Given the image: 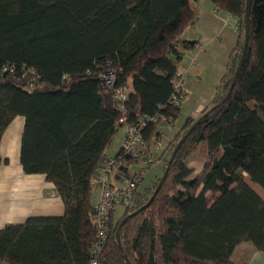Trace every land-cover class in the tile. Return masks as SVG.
I'll return each instance as SVG.
<instances>
[{
	"label": "trees",
	"instance_id": "trees-1",
	"mask_svg": "<svg viewBox=\"0 0 264 264\" xmlns=\"http://www.w3.org/2000/svg\"><path fill=\"white\" fill-rule=\"evenodd\" d=\"M211 1L237 18L239 38L200 116L228 91L245 39L247 0ZM197 17L193 0H0V142L24 116L23 170L45 174L65 204L62 215L0 228V264H93L91 177L123 114L130 123L146 120L149 146L163 133L153 116L170 123L181 116L172 79L185 49L195 47L183 34ZM111 68L114 87L128 92L122 105L102 77ZM198 118H186L162 155ZM193 151L204 158L195 175L187 162ZM140 159L128 156L122 174ZM2 162L8 159L0 155ZM168 165L148 206L141 209L161 177L139 186L122 215L112 212L98 264H128L125 255L132 264H247L245 255L232 257L239 244L264 251V198L246 180L264 190V0L252 2L245 62L229 98L201 119Z\"/></svg>",
	"mask_w": 264,
	"mask_h": 264
},
{
	"label": "crops",
	"instance_id": "crops-1",
	"mask_svg": "<svg viewBox=\"0 0 264 264\" xmlns=\"http://www.w3.org/2000/svg\"><path fill=\"white\" fill-rule=\"evenodd\" d=\"M193 4L198 17L193 25L187 27L183 37L195 40L196 44L191 49H185L178 63V67L188 74L184 81L186 96L181 104V116L186 114V117L169 135L170 139L179 131L187 117L198 118L212 102L221 77L227 70L230 53L239 38L238 20L234 15L220 9L211 0H193ZM192 90L198 92V97L188 106ZM18 116L7 126L0 142V155L8 159V162L0 163V228L9 223H22L29 216L62 215L65 212L62 198L54 184L46 179V175L26 173L23 170L20 149L25 118ZM160 129L165 135L162 127ZM124 137L125 129L120 148ZM118 151L112 153L108 148L106 155L116 154ZM135 169L130 167L129 176L116 169L112 172V177L115 182L124 183ZM246 180L264 198L263 188L252 182L248 174ZM96 188L98 193L94 203L100 195L99 188ZM244 255L248 258L247 264H264V251L249 242L239 244L232 257Z\"/></svg>",
	"mask_w": 264,
	"mask_h": 264
},
{
	"label": "built area",
	"instance_id": "built-area-1",
	"mask_svg": "<svg viewBox=\"0 0 264 264\" xmlns=\"http://www.w3.org/2000/svg\"><path fill=\"white\" fill-rule=\"evenodd\" d=\"M187 72L178 67L176 74L173 76V93L171 102L175 105H181L185 99L186 92L184 81ZM103 79L113 89L115 99L122 105L128 97L127 90L122 87H114L117 71L108 69L102 74ZM153 121L161 120V122H169L171 117L166 115L153 116ZM120 122L125 129V137L120 148V152L112 155H105L101 160L98 172L91 177V183L99 188L100 195L94 206V220L98 229V240L93 247L94 258L93 264H98V253L109 233L110 218L112 212L118 205L129 204L131 202L133 192L139 187L145 177V168L135 169L130 177L124 183H117L112 177V172L116 169L121 171L122 166H127L128 156L141 157L143 150L149 147L148 141L145 139L143 128L146 125L144 118H139L136 122H127L126 115L123 114ZM164 133H162V136ZM155 149L148 153V163L156 160L159 150L163 148L162 138L154 142ZM121 173H124L121 171Z\"/></svg>",
	"mask_w": 264,
	"mask_h": 264
},
{
	"label": "rangeland",
	"instance_id": "rangeland-1",
	"mask_svg": "<svg viewBox=\"0 0 264 264\" xmlns=\"http://www.w3.org/2000/svg\"><path fill=\"white\" fill-rule=\"evenodd\" d=\"M190 94H191L190 97L188 96L189 97L188 106H189V103L193 104V102H195L197 97H198V92H194V90H192V92ZM185 115L186 114H182V116H180L178 118V120H176L175 122H171V123L165 122L161 125L162 129L165 131L166 134L162 138L163 148L161 150H159L158 157L163 154L165 146H167V144L170 142L171 139H170L169 135L172 134L173 130L175 129V127L177 125L181 124V122L186 117ZM19 118L20 117L18 116V119ZM164 124H166V125H164ZM123 134H124V128H123V126H120V128H119L118 132L116 133L112 143L109 146V149L112 153L118 151V149L120 148L121 137L123 136ZM183 134H184V132H183ZM183 134H181V136L178 137L179 139L177 138V141H176L177 143ZM154 144L155 143L153 142L151 144V146H149L145 150H143V155L139 158H144V159H140V161H138L137 163H133V165H132L133 169H135V168L136 169L137 168H145L146 169L144 180L139 185L140 186L139 188L141 190L146 189L150 186H153L154 183L156 181H159L160 177H162V175L165 171V169H164L165 165H166V163H167V161L170 158V155L172 153V147H174V145L176 143H174V144L171 143V145H168L169 149L164 153V155H162V157L159 160H154L151 163H148V156L147 155H148V153H150V150L155 149ZM187 162L190 166H192L195 169V173H194V175H195L197 172H200L202 170L204 158L202 156H200L197 152L193 151L188 155ZM126 176H129V175H126ZM97 193H98V190L96 188L94 191V196H93L94 200H95ZM125 206H126L125 204H121L115 208L114 211H115V217L116 218L119 217L120 215H122V213L124 212Z\"/></svg>",
	"mask_w": 264,
	"mask_h": 264
},
{
	"label": "water",
	"instance_id": "water-1",
	"mask_svg": "<svg viewBox=\"0 0 264 264\" xmlns=\"http://www.w3.org/2000/svg\"><path fill=\"white\" fill-rule=\"evenodd\" d=\"M253 0H247V6H246V24H245V39H244V45H243V51H242V56L241 59L239 61V64L236 68V71L233 75V79L232 82L230 84V87L228 89V91L226 92L225 96L217 103L214 104L212 107H210L207 111H205L201 116H199V118L188 128V130L182 135V137L180 138V140L178 141L175 149L173 150L170 158H169V163H172V161L174 160L179 148L181 147V145L185 142V140L188 138L189 134L191 133V131H193V129L197 126V124L201 121L202 118H204L206 115H208L210 112H212L215 108H217L218 106L222 105L230 96L232 89L237 81L238 75L243 67V64L245 62V57H246V53H247V49H248V44H249V37H250V13H251V5H252ZM168 170H169V165L166 167V170L164 171L160 181L158 182V185L153 193V195L151 196V198L149 199V201L141 207V209L145 208L146 206H148L151 201L154 199V197L156 196V194L158 193L159 189L161 188V186L163 185L167 174H168ZM138 212V210L128 214L122 221V223H124L128 218H130L131 216H133L134 214H136ZM117 236H118V241L119 244L121 246V240L119 237V231L117 232ZM125 259L127 261L128 264H132L130 259L127 257V255H125Z\"/></svg>",
	"mask_w": 264,
	"mask_h": 264
}]
</instances>
